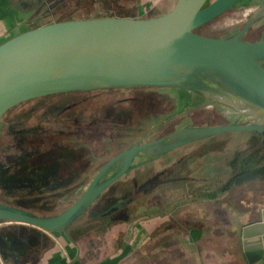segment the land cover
I'll use <instances>...</instances> for the list:
<instances>
[{
	"label": "water",
	"instance_id": "water-1",
	"mask_svg": "<svg viewBox=\"0 0 264 264\" xmlns=\"http://www.w3.org/2000/svg\"><path fill=\"white\" fill-rule=\"evenodd\" d=\"M239 1L177 0L170 11L154 17L54 21L0 43V122L10 109L31 99L132 87L181 88L212 102L234 99L250 106L230 123L185 125L155 139L136 140L108 159L82 195L59 213L39 215L0 202V220L64 230L104 191L140 166L216 135L264 132V39L244 38L264 14V4L232 36L199 31ZM252 115L263 118L247 123ZM18 243L0 236V264H15ZM242 244L250 263L264 264V210L262 221L243 228Z\"/></svg>",
	"mask_w": 264,
	"mask_h": 264
},
{
	"label": "rangeland",
	"instance_id": "rangeland-1",
	"mask_svg": "<svg viewBox=\"0 0 264 264\" xmlns=\"http://www.w3.org/2000/svg\"><path fill=\"white\" fill-rule=\"evenodd\" d=\"M104 1L109 3L108 0ZM263 3L264 0L256 3L241 0L229 11L199 28V31L218 37L232 36L245 25ZM79 8L84 13L87 11L86 7ZM19 30L20 28H17L14 31ZM2 35L4 36L3 32H0V36ZM260 35L264 36L261 32H248L244 38L252 40ZM6 38L7 36L0 42ZM50 96L19 104L0 124V148L3 147L0 149V201L10 202L16 199L14 201L18 203L17 205L30 203L40 214L59 213L71 205L82 195L100 167L118 151L132 145L136 140L155 139L166 131L185 125L230 123L250 108L247 103L238 100L226 99L221 102H212L209 97L193 91L171 87L105 89V91L90 94ZM133 96H150L158 99L165 104L161 109L163 113L151 115L148 119L137 117L134 125L137 127L138 122L142 120L140 126L135 130L127 131L119 140L110 138L95 140L93 136L85 134L83 125L78 126L81 128L79 133L64 140L71 143L72 147L57 152L48 161L43 159V162H46L45 165L35 162L37 157L22 150L31 148L32 143L27 144L28 146L15 145L14 133L19 128H13L11 125L13 120L22 122L23 126L20 124L16 126L29 129L30 133L33 125H42L50 132L60 134L65 129H73V124H69L70 118L81 123L84 117L88 120L93 116L98 117L95 112L99 111L100 105L119 98L126 100ZM70 105L73 108L67 109ZM119 105L120 110L129 107L136 110L135 101L132 99L122 101ZM258 118H263V115L248 116L246 122L257 121ZM157 126L159 128L155 130ZM250 136L251 131L216 135L179 147L130 171L106 191L104 198L97 201V209L106 207L102 216H109L103 221L104 226L117 228L122 222H129L135 217L142 218L143 228L152 230L158 218H165L157 223L163 226L164 232L165 225L171 220L172 214H181V207L175 209L176 204L202 200L207 197L202 194L204 190L215 192L216 196L219 193L218 201L222 200L225 193L220 191V187L232 172L229 162L237 151L248 147ZM5 147L9 148L5 150ZM76 156L78 158L83 156L78 164L74 161ZM43 158L46 157L43 156ZM12 160L15 164H19L16 169H9L13 164ZM200 186L202 188H197ZM142 187L147 189L143 190ZM8 190L15 192L8 195ZM233 191L235 193L237 190L234 188ZM130 198L133 200L123 203L121 207L114 205L116 202L121 204ZM156 203L157 207H155ZM145 206H151L153 210L158 208L157 213H159L158 218H152L151 222H147L148 225H145V221L150 218V215L139 213L140 208ZM113 209L117 210L113 211Z\"/></svg>",
	"mask_w": 264,
	"mask_h": 264
},
{
	"label": "crops",
	"instance_id": "crops-1",
	"mask_svg": "<svg viewBox=\"0 0 264 264\" xmlns=\"http://www.w3.org/2000/svg\"><path fill=\"white\" fill-rule=\"evenodd\" d=\"M176 1L108 0L109 3L98 11L99 15L96 17H154L170 11ZM250 1L256 3L260 0ZM262 22L263 20L254 23L250 32L264 34ZM261 36L252 40L264 39ZM234 188L237 190L235 193ZM224 195L220 201L219 196L212 198L217 206V217L215 216L212 226L191 224L185 227L181 215L185 211L184 206L190 203L188 201L181 205L174 204L175 209L181 207V214H172L164 232L163 226L157 224L165 219L158 218V208L153 210V207L145 206L139 210V213L150 215L151 219L146 220L145 225L152 218L160 219H157L152 230L143 228L142 218L134 216L117 228L104 226L103 221L108 219L107 216L91 219L95 221L87 226H71L70 223L66 229L55 231L0 220V236L19 242L15 264H254L248 261L243 249V228L262 221L264 179L235 185ZM210 205L212 206L211 203ZM157 206L156 203L155 207Z\"/></svg>",
	"mask_w": 264,
	"mask_h": 264
},
{
	"label": "trees",
	"instance_id": "trees-1",
	"mask_svg": "<svg viewBox=\"0 0 264 264\" xmlns=\"http://www.w3.org/2000/svg\"><path fill=\"white\" fill-rule=\"evenodd\" d=\"M101 91H105V89L87 91V92L80 91V92H70V93H58V94H53L50 97H63L67 95H75V94H81V93L90 94V93H96V92H101ZM130 99L135 101L136 110L133 109L132 107L131 108L130 107L121 108L120 110L119 103L122 101L130 100ZM164 105L165 104H162L161 102H159L158 99L152 98L150 96H143V97L133 96V97L127 98L126 100L123 98H119L117 100H113L103 105H100L99 111L95 112V114L98 117L93 116L89 120L87 119V117H84L83 122L81 123L77 122L75 119L70 118L71 123L69 124L71 125L73 124L72 126L73 129H69V130L65 129L63 132H60V134L50 132L49 130L45 129V127L42 125H33L31 127L33 129L31 130V133H29L30 136L23 135L22 137L15 138V145L28 146L27 144L32 143L33 145L31 148H28V149L25 148L22 150L26 153L31 154L32 156L37 157L35 162H41L44 165L46 162L44 163L43 159L48 161L50 158H52V156H54V154H57V152L63 151L64 149L68 150L69 148L72 147L71 143L66 142L64 140L67 137H71V136L78 134L81 129L78 126L83 125L86 131L85 134H89L93 136L95 140L101 141L104 138L119 140L120 138L124 136V134L127 131H130L131 129L135 130L138 128V126H140V123L142 120L141 121L139 120L140 122H138L137 127H135L134 125V123H136L137 117L138 119L140 118L148 119L150 118L151 115H154V116L161 115L163 113L162 112L163 110L161 109ZM71 108H73L72 105L67 107V109H71ZM18 122L19 121H15V120L11 121L12 123L11 125L13 126V128L14 127L22 128V127L16 126L19 124ZM168 132L166 131V133ZM166 133L160 136H163ZM8 148L9 147H5V150ZM123 149L124 148H122L121 150ZM120 151H118L117 153H119ZM43 156H45L46 158H43ZM81 157L79 158L77 156L74 157V161L75 162L77 161V164L80 163L79 161H81L80 159ZM13 161L14 160H12V162ZM18 165H19L18 163L17 164L14 163V165H12V167H10L9 169L11 168L16 169ZM229 166L232 168V172L229 178L226 180V182H224V184L220 187V191L222 193H226L227 191L231 190V188L234 187L235 185H240V184H243L245 182H248L254 179H264V132H251V136L248 141V147L244 150L237 151L234 158L229 162ZM115 184L116 182L113 185ZM113 185L110 186L106 191H108L111 187H113ZM135 187L136 186L134 185V188ZM142 189L144 190L147 188L142 187ZM106 191H104L103 194H105ZM13 192L15 191L8 190L7 194L9 195V193H13ZM202 194L206 195L207 197H211V198H213L216 195L215 192H208L207 190H204ZM218 194H217V197L219 196ZM39 197H43V196H39ZM18 198L24 199L21 196L20 197L18 196ZM27 199L29 200L28 197ZM14 200L10 202H4V201H0V202L3 204H9V205H14V206L23 208V209L32 211L36 214H39V215L42 214V213L40 214L37 211H35L34 207L30 203H27L26 205H22V204L17 205L18 203L15 202ZM93 208L88 210V212H86L79 218L75 219L70 225L71 226L72 225L81 226L82 224V225L87 226L88 223L90 222L93 223V221H95L97 217L100 218L102 213L101 214L94 213ZM115 210L117 209H113V211ZM91 219H95V220L92 221Z\"/></svg>",
	"mask_w": 264,
	"mask_h": 264
},
{
	"label": "flooded vegetation",
	"instance_id": "flooded-vegetation-1",
	"mask_svg": "<svg viewBox=\"0 0 264 264\" xmlns=\"http://www.w3.org/2000/svg\"><path fill=\"white\" fill-rule=\"evenodd\" d=\"M106 5L107 3H105L104 0H1L0 32H3L4 36H0V40H2L6 36V39H8L19 32L49 22L96 17L97 15H99L98 11L100 9L105 8ZM79 7H86V14ZM260 20H263L262 24L264 27V14L257 20H255L254 23ZM17 28H20V30L14 31ZM251 28L245 33V35L251 31ZM3 41H1L0 43H2ZM14 108L10 109L6 113V115L1 120L0 124L6 116L10 115ZM18 123L23 126L22 122ZM24 132H26L27 134ZM29 133V129H23L22 127L17 129L14 134L16 135L15 138H19L23 135L28 136ZM12 165H14V162ZM101 196L98 201L101 200V198H104V194ZM210 203L212 204V206L210 205ZM114 205L121 207L120 203L118 202H116ZM93 206V211L97 214H101L106 209L105 206L103 207V209H97V203H95ZM184 207L185 211L182 212L183 214L181 215V217L183 216V220L185 221L186 225L185 227H189L191 224H206L212 226L215 223L214 220L217 214V206L214 204L212 198H203L202 200L190 202L187 203ZM101 217H103L102 214Z\"/></svg>",
	"mask_w": 264,
	"mask_h": 264
}]
</instances>
